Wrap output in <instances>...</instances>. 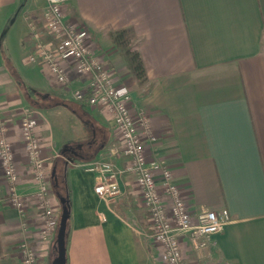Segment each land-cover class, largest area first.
<instances>
[{
  "label": "crops",
  "instance_id": "obj_1",
  "mask_svg": "<svg viewBox=\"0 0 264 264\" xmlns=\"http://www.w3.org/2000/svg\"><path fill=\"white\" fill-rule=\"evenodd\" d=\"M45 2L0 0V113L25 207L20 216L10 204L0 169V264H22L17 246L24 238L36 251L35 264H49L54 252V237L45 243L38 233L36 187L21 143L18 115L27 104L36 113L42 155L68 198L66 264H160L135 179L125 158L107 152L121 143L111 116L72 97L85 80L71 65V81L61 85L23 62L31 48L28 20H38ZM63 11L87 28L114 83L130 93L131 112L148 115L156 140H145L143 151L169 167L192 219L202 208L229 213L202 250L181 239L186 262L264 264V0H67ZM121 28L135 34L146 74L141 84L109 35ZM10 36L15 58L4 52ZM20 66L32 67L40 85L17 78ZM75 145L79 154H63ZM93 159L122 170L121 193L108 202L93 192L97 174L81 166ZM53 192L51 206L59 212Z\"/></svg>",
  "mask_w": 264,
  "mask_h": 264
},
{
  "label": "built area",
  "instance_id": "obj_2",
  "mask_svg": "<svg viewBox=\"0 0 264 264\" xmlns=\"http://www.w3.org/2000/svg\"><path fill=\"white\" fill-rule=\"evenodd\" d=\"M66 1L46 0L38 20L29 18L27 25L31 48L26 51L23 62L44 68L61 85L71 81L68 65L84 78L83 85L72 91V97L111 116L121 143L110 145L107 152L114 158H125V170L135 179L152 236L161 247L163 261L160 264H188L181 253V239L186 238L191 248L202 250L210 243L211 235L222 230L223 224L229 220V213L225 208H202L192 219L169 167L161 160L147 158L143 151L145 140H156L148 115L142 109L131 112L130 93L114 83L100 53L91 48L87 28L65 19L63 10ZM35 115L28 104L21 106L19 130L36 187L34 194L40 221L38 233L46 243L55 235L59 212L51 206L49 157L42 155L34 129L37 123ZM6 129V118L0 113V169L7 185L8 200L22 216L25 213L24 200L17 192L18 175ZM113 164L109 160L93 159L81 165L84 170L97 174L93 192L106 202L121 193L117 177L122 170ZM25 226L23 221L22 227ZM17 249L22 264H35L36 251L29 246L26 238L19 242Z\"/></svg>",
  "mask_w": 264,
  "mask_h": 264
},
{
  "label": "trees",
  "instance_id": "obj_3",
  "mask_svg": "<svg viewBox=\"0 0 264 264\" xmlns=\"http://www.w3.org/2000/svg\"><path fill=\"white\" fill-rule=\"evenodd\" d=\"M109 35L115 45V48H118L120 54L124 58L123 60L126 62V66L131 76L137 81V83L139 84L143 83L146 80V74L144 73L145 68L143 65V61L141 60V56L137 48L135 47L136 37H135V34H133L132 29L131 28H121V29H117L114 31H109ZM62 152L63 154L67 153L66 151H62ZM50 188H51V191H54V192L57 190L60 191L59 193L63 192V189L61 188V185L58 182H56V184L52 182ZM1 246H2V243H1V238H0V258L2 256Z\"/></svg>",
  "mask_w": 264,
  "mask_h": 264
},
{
  "label": "water",
  "instance_id": "obj_4",
  "mask_svg": "<svg viewBox=\"0 0 264 264\" xmlns=\"http://www.w3.org/2000/svg\"><path fill=\"white\" fill-rule=\"evenodd\" d=\"M80 146H77L76 148H68L65 147L63 148V151H68L75 153L77 152L78 149H80ZM51 179L55 182L56 184V174H55V167L52 166L51 168V173H50ZM55 197L59 202L60 206V212H59V217L58 222H57V227L54 235V240H53V255L50 257V262L49 264H66V231L68 227V217H69V204H68V198L66 194L59 193L58 191L54 192Z\"/></svg>",
  "mask_w": 264,
  "mask_h": 264
},
{
  "label": "rangeland",
  "instance_id": "obj_5",
  "mask_svg": "<svg viewBox=\"0 0 264 264\" xmlns=\"http://www.w3.org/2000/svg\"><path fill=\"white\" fill-rule=\"evenodd\" d=\"M10 38H11V36L8 37V38L5 37V39L8 40L9 45H7V46L4 45L5 49L6 48L8 49V51L6 50L4 52L6 53L7 56H12V57L15 58V52H11L13 50V44L10 43V41H11ZM20 70H21V72L18 71V73H17V76H16L17 78H19L22 81H24V83H26L27 85H30V84H38V85H40V80L42 81V79L39 77L38 73H37V75L33 74L32 67L29 69V68H24L23 66L22 67L20 66ZM72 125L73 124L71 123L70 124V126H71L70 127V131H71V134L73 135L74 134V128H73ZM57 191L60 192L59 190H57ZM59 211H60V209H59Z\"/></svg>",
  "mask_w": 264,
  "mask_h": 264
},
{
  "label": "flooded vegetation",
  "instance_id": "obj_6",
  "mask_svg": "<svg viewBox=\"0 0 264 264\" xmlns=\"http://www.w3.org/2000/svg\"><path fill=\"white\" fill-rule=\"evenodd\" d=\"M28 93H29L30 95H29ZM28 93H27V94L29 95L28 97H30V96H31V92H28ZM30 100L33 101V102L36 101V99H30ZM76 147H77V145H75V146H73V147H69V148L72 149V148H76ZM66 152H67V151H66ZM71 154L74 155V156H76L77 154H79V151H77V152H75V153H72V152H71ZM71 154H70V156H71Z\"/></svg>",
  "mask_w": 264,
  "mask_h": 264
}]
</instances>
